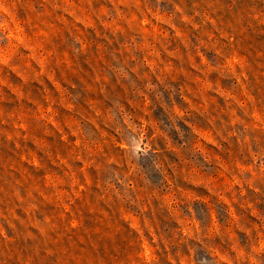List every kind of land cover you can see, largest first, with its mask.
Returning a JSON list of instances; mask_svg holds the SVG:
<instances>
[{"label": "rangeland", "instance_id": "1", "mask_svg": "<svg viewBox=\"0 0 264 264\" xmlns=\"http://www.w3.org/2000/svg\"><path fill=\"white\" fill-rule=\"evenodd\" d=\"M0 264H264V0H0Z\"/></svg>", "mask_w": 264, "mask_h": 264}]
</instances>
